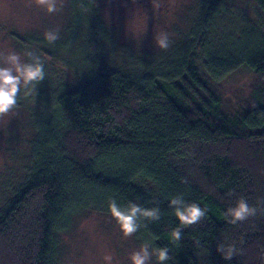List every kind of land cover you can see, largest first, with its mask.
<instances>
[{"label": "trees", "instance_id": "trees-1", "mask_svg": "<svg viewBox=\"0 0 264 264\" xmlns=\"http://www.w3.org/2000/svg\"><path fill=\"white\" fill-rule=\"evenodd\" d=\"M79 1L88 18L106 23L96 0ZM197 7L186 41L167 50L121 51L107 23L102 45L96 33L51 44L38 27L10 35L22 61L30 63L25 53L34 52L46 75L18 100V109L29 111L25 135L6 139L0 264H63L65 234L89 214L113 217L111 199L122 208L159 209L158 221L141 217L133 234L149 245L150 263L160 264L155 252L167 247L164 264H264V0H203ZM74 51L64 64L60 58ZM56 58L75 73L72 82L47 80V63ZM238 71L254 83L250 96L230 107L223 83ZM43 95L49 100L39 106L33 96ZM177 196L207 212L174 242L171 232L181 225L170 201ZM241 197L257 213L232 224L225 213ZM219 244L239 252L224 260Z\"/></svg>", "mask_w": 264, "mask_h": 264}, {"label": "rangeland", "instance_id": "rangeland-1", "mask_svg": "<svg viewBox=\"0 0 264 264\" xmlns=\"http://www.w3.org/2000/svg\"><path fill=\"white\" fill-rule=\"evenodd\" d=\"M86 1L83 0V3ZM202 2L203 0H96L99 11L95 8V12L100 13L102 19L109 25L108 30L112 31V37L116 40L111 42H116L117 47L122 48L119 50L139 54L141 51L161 50L156 44V38L161 33L168 34L170 46L173 42H185L195 22L193 18L196 17L197 5ZM81 8L79 0H76L74 5L62 0L61 10L49 14L46 8L37 5L34 0L30 6L26 0H0V52L7 55L8 52L15 51L23 59V53L12 47L10 35L12 33L26 35L33 27L47 29L46 32L58 29L60 37L58 42L62 39L64 42H83V34L93 39L96 33L98 42L95 43L98 45L107 43L110 38L107 24L92 21V16L88 18L90 14L82 13ZM72 9L78 14L77 24L72 23L74 17ZM80 55L81 52L78 53V56ZM66 57L60 58L64 64L73 60L72 57H77V53L70 56L71 58ZM57 61L56 58L47 63L49 69H52V74L47 80L51 79V82L56 80L55 85L72 82L75 73H71L59 63L56 64ZM0 65H3L2 60ZM253 83V75L246 71H238L227 78L223 83L227 105L237 106L249 97ZM33 98L39 106L49 100L47 95L41 96L39 100L36 96ZM31 101L33 103L32 98ZM29 108L27 109L30 110ZM28 114L29 111L16 108L0 119V169L9 163L6 139L12 137L10 140L13 141L14 136L21 132L25 135L26 127L22 123ZM62 245L63 264H106L103 257L108 254L113 257L112 264H132L131 254L141 248V245L136 243L134 235L131 237L123 235L114 217L98 214L82 217L75 228L65 234Z\"/></svg>", "mask_w": 264, "mask_h": 264}, {"label": "clouds", "instance_id": "clouds-1", "mask_svg": "<svg viewBox=\"0 0 264 264\" xmlns=\"http://www.w3.org/2000/svg\"><path fill=\"white\" fill-rule=\"evenodd\" d=\"M26 2L30 6L33 0H26ZM34 2L46 8L49 14L60 11L62 7V0H34ZM58 4L60 7H58ZM44 37L50 44L54 43L60 38L59 30L47 31L44 33ZM156 44L159 48L167 50L170 47L168 34L161 33L156 38ZM25 55L31 58L30 63L23 62L20 54L15 51L8 52L7 55L0 52V60L3 61V65H7H0V119L18 108V100L21 98L22 93L24 97L32 95L35 92V86L45 79L44 61L40 56L31 51L26 52ZM170 207L174 208L175 215L181 225V227H177L171 232V238L174 242L181 240L182 227L199 223L204 219L207 212L205 208H202L197 203L185 202L182 196L171 199ZM109 210L125 237H131L139 230L141 217L152 221L160 219L158 208L145 209L136 203H131L126 208H122L115 199L110 200ZM256 213V207L250 206L246 199L241 197L235 207H230L225 215L231 217L230 223L236 224L247 220L251 216H255ZM217 251L222 254L224 260H231L239 252L234 244H219ZM152 255L153 253L149 251V245L145 243L138 251H134L131 254L130 259L132 264H149ZM155 255L160 264H164L170 259L167 247L159 248ZM103 259L106 264H112V255H105Z\"/></svg>", "mask_w": 264, "mask_h": 264}]
</instances>
